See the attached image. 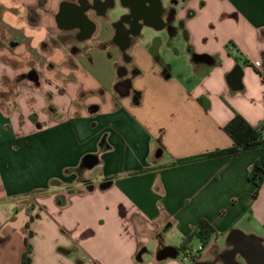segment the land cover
I'll use <instances>...</instances> for the list:
<instances>
[{"label": "crops", "instance_id": "obj_1", "mask_svg": "<svg viewBox=\"0 0 264 264\" xmlns=\"http://www.w3.org/2000/svg\"><path fill=\"white\" fill-rule=\"evenodd\" d=\"M16 77L0 103V264H22L25 241L30 264H245L228 234L264 242L258 151L172 164L233 146L234 112L264 124V0H0V93ZM201 219L218 236L182 261Z\"/></svg>", "mask_w": 264, "mask_h": 264}, {"label": "trees", "instance_id": "obj_2", "mask_svg": "<svg viewBox=\"0 0 264 264\" xmlns=\"http://www.w3.org/2000/svg\"><path fill=\"white\" fill-rule=\"evenodd\" d=\"M21 80L23 81L26 79L25 77H16V79L14 80L5 79L3 81V84L7 87V90L5 91V93H0V103L3 100H9V94L11 90H15ZM199 102L205 108L208 106V103L204 101L202 97L199 98ZM14 104L15 103L13 101L11 106H14ZM223 130L233 141V146L222 150L211 151L186 158L177 159L172 164L176 165L198 162L220 155L233 158L247 152L258 151L259 156L252 164L248 173V179L254 185L252 199H255L258 196L259 189L264 181V133L259 127H254L249 124V122L238 112H234L232 118L224 125ZM28 228L29 224L27 223L25 225V230L28 231ZM27 234L30 235V232H27ZM215 236H218L217 231L206 219H201L197 227L192 231V233L182 239V241L177 247V254L180 255V258L183 255H187L189 256L190 261L194 260L199 257L203 248ZM193 240H197L199 242V248L192 253L193 248L191 243ZM25 244L27 248L22 258V264H30L31 248L27 241H25Z\"/></svg>", "mask_w": 264, "mask_h": 264}, {"label": "water", "instance_id": "obj_3", "mask_svg": "<svg viewBox=\"0 0 264 264\" xmlns=\"http://www.w3.org/2000/svg\"><path fill=\"white\" fill-rule=\"evenodd\" d=\"M240 69V66L238 67ZM240 74L236 73L234 81H238ZM26 78L30 81L36 82L38 75L34 70L26 74ZM233 81V82H234ZM98 163L96 155L88 154L83 157L82 164L86 168H92ZM108 183L101 184V188L108 186ZM226 243L233 246L232 253L238 252L243 258L245 264H264V242L263 240L253 234H245L240 230H232L227 238ZM233 264V261H230Z\"/></svg>", "mask_w": 264, "mask_h": 264}, {"label": "built area", "instance_id": "obj_4", "mask_svg": "<svg viewBox=\"0 0 264 264\" xmlns=\"http://www.w3.org/2000/svg\"><path fill=\"white\" fill-rule=\"evenodd\" d=\"M229 50L232 51L233 55H237V50H235L234 47L229 46ZM260 129H262V132L264 133V124L259 126ZM27 201L31 204H34L37 201V195L36 194H31L28 196ZM199 247H197L196 249H193L192 253L195 252ZM182 261H190L189 256L187 255H183L181 256Z\"/></svg>", "mask_w": 264, "mask_h": 264}, {"label": "rangeland", "instance_id": "obj_5", "mask_svg": "<svg viewBox=\"0 0 264 264\" xmlns=\"http://www.w3.org/2000/svg\"><path fill=\"white\" fill-rule=\"evenodd\" d=\"M15 94H16V89L14 90V89H12L11 90V92H10V94H9V100H10V106L12 105V102L14 101V98H15ZM95 170V169H94ZM96 171V170H95ZM89 173V174H88ZM87 174L88 175H90L91 174V172L89 171V170H87Z\"/></svg>", "mask_w": 264, "mask_h": 264}]
</instances>
